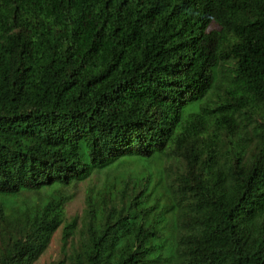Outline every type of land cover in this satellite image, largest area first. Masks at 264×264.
I'll return each mask as SVG.
<instances>
[{
    "label": "trees",
    "instance_id": "16d2710c",
    "mask_svg": "<svg viewBox=\"0 0 264 264\" xmlns=\"http://www.w3.org/2000/svg\"><path fill=\"white\" fill-rule=\"evenodd\" d=\"M60 228L50 264H264V0H0V264Z\"/></svg>",
    "mask_w": 264,
    "mask_h": 264
},
{
    "label": "rangeland",
    "instance_id": "374dc122",
    "mask_svg": "<svg viewBox=\"0 0 264 264\" xmlns=\"http://www.w3.org/2000/svg\"><path fill=\"white\" fill-rule=\"evenodd\" d=\"M215 26V25H213ZM97 181V177H93V182ZM88 182H81L77 186L69 189L70 198L66 204L67 217H75L80 215L84 208L85 191ZM61 228L55 232L50 246L33 264H50L57 260L61 254Z\"/></svg>",
    "mask_w": 264,
    "mask_h": 264
}]
</instances>
